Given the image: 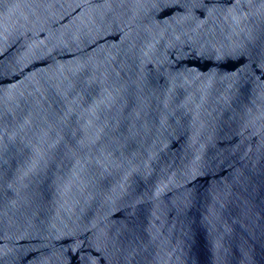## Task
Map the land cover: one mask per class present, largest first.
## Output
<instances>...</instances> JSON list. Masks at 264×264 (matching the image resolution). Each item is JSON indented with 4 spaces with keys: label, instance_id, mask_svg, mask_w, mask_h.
<instances>
[{
    "label": "water",
    "instance_id": "obj_1",
    "mask_svg": "<svg viewBox=\"0 0 264 264\" xmlns=\"http://www.w3.org/2000/svg\"><path fill=\"white\" fill-rule=\"evenodd\" d=\"M0 264H264V0H0Z\"/></svg>",
    "mask_w": 264,
    "mask_h": 264
}]
</instances>
